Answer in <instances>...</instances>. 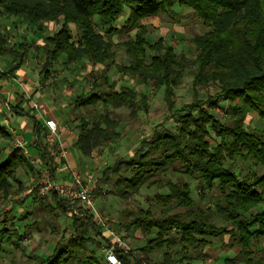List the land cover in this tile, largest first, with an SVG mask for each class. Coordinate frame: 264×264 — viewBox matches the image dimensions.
Here are the masks:
<instances>
[{"label": "trees", "instance_id": "trees-1", "mask_svg": "<svg viewBox=\"0 0 264 264\" xmlns=\"http://www.w3.org/2000/svg\"><path fill=\"white\" fill-rule=\"evenodd\" d=\"M176 7L188 8L209 27L207 32L186 41L195 49L193 59L177 54L172 44L161 39L151 42L147 26L142 23L173 12ZM122 18L121 31H134V35L113 44L109 38L120 31L117 24ZM10 19L11 23L16 20L26 23L37 32L42 31L43 24L56 25L55 32L44 38L42 79L60 58L64 65L86 60L92 66L107 67L114 63L112 49L116 47L129 60L128 66H116L117 72L137 79L140 84H149L153 91L163 90L167 109H172L174 89L187 76L191 78L194 92L215 87L212 105L224 100L238 116L242 111L255 113L262 122L260 129L245 128L240 118L229 126L204 109V102L193 100L178 116L172 114L176 121L173 131L167 130L164 123L160 124L139 143L133 155L119 158L106 167L92 193L97 195L112 176H117L114 186L123 199L137 195L142 187L167 190L147 198V202L152 203L145 209L127 213L128 222L121 224L123 230L135 228L144 233L153 231L154 235L139 248L140 259L117 252L120 264H152L150 254L162 249L165 250L162 264L182 263L187 257L175 260L170 254L172 247L196 250L209 243L207 238L230 233L234 243L227 247L235 244L239 251L224 264H264L261 248L264 245V0H0V58L13 60L12 67L0 73L1 80L13 75L27 56L24 44L9 45L3 28L4 20ZM101 79L103 86L106 85V77L103 75ZM101 87L102 84H94L97 92L75 99L83 109L91 107L96 111L98 103L103 107L102 113L90 120L79 119L75 127L78 133L73 147L85 158L120 137L117 122L109 118V108H129L133 117L147 107L146 96L141 94L137 100L138 94L132 88L103 92L99 90ZM21 111L19 106L11 107L15 115L22 116ZM25 116L37 136L32 143L35 160L49 171L53 180L59 151L42 143L45 129L34 116ZM0 137L10 140L11 134L0 128ZM236 160L250 162L253 170L259 168L263 174L255 171L246 176L235 174L227 161ZM174 165L179 166L181 174L195 181L198 189H218L220 198L212 207L203 209L196 204L188 182L161 178ZM19 172L27 177L38 174L22 149L11 148L7 155L0 156L2 202L10 197L13 187L18 194L25 189ZM121 172L130 175L121 176ZM159 174L162 176L157 177ZM36 197L34 186L23 198L12 201L8 213L17 206L33 205ZM51 197L53 204L38 200L41 211L47 209L51 213L57 209L69 223L62 230L61 240L53 247L52 254L38 258V264H107L100 252L104 239L87 211L77 202L69 205L54 193ZM154 206L160 209L158 215ZM257 206L262 207L259 212L247 213ZM71 207L77 215L72 213ZM176 209L182 212L172 214ZM8 213L0 210V252L10 242L18 246L14 237L22 238L16 228H8L14 226V215L9 219ZM214 219L229 224L232 229L218 227ZM253 247L260 252L256 258Z\"/></svg>", "mask_w": 264, "mask_h": 264}, {"label": "rangeland", "instance_id": "rangeland-1", "mask_svg": "<svg viewBox=\"0 0 264 264\" xmlns=\"http://www.w3.org/2000/svg\"><path fill=\"white\" fill-rule=\"evenodd\" d=\"M126 14L127 10L125 11L124 16ZM123 20V18L120 19V22L117 24V28L120 31L109 38L113 44L123 42L132 38L134 35V31L129 33L121 31V23ZM11 22H13L11 19L4 20L3 28L9 38V45L14 46V44L19 42L27 47V56L23 58L22 66L15 70L13 75H10L6 81L4 79H0L1 92H4L6 98L5 101L11 106L16 103L17 99L24 100V98H26L28 102L32 101L36 103V107L31 104V114L38 115L39 113H42L43 117H47V110H51V113L53 112L52 114L55 118L58 117L61 121L62 128L71 132L76 139L78 131L75 127L79 125V119L90 120L93 119L97 113L103 112L101 103L95 105L96 111H93L91 107L83 109L75 102V99L78 96H86L92 92H97L98 90L96 88L94 89V84H102V87L99 90L103 92H111L123 87L132 88L138 94L137 100H139V95L141 94L146 96V109L144 111H137L133 117L130 115V109L126 107L108 109L109 118L117 122V131L120 133L119 139L106 144L99 151H94L86 159L82 156V158L92 163L89 165L88 169V175L91 177L89 182H86V177L83 175L84 173L79 174V170L78 172L73 171L80 176L85 184L87 183L88 188L95 186L96 180L100 178L103 170L106 167L111 166L115 160L122 157L127 158L128 156L133 155L135 149L139 146V143L148 138L157 126L164 123V127L167 130L173 131L175 129L176 121L172 117V114L175 117L178 116L180 110L189 105L193 100H200L204 102L203 108L213 114L224 124L231 126L233 120L240 118L242 119L244 127L247 129L261 128V120L251 111H242V114L238 116V114L233 113L232 107L227 101L219 100L216 105H212L211 102L214 98L213 95L215 93V87L210 86L203 89H197L194 92L191 87V78L187 76L184 77L181 84L174 89L172 109H167L164 101L163 90L160 89L158 91H153L149 84H140L137 82V79L129 75H121L117 72L116 66H128L129 60L124 52L116 47L112 49L115 54L114 63L107 67L92 66L86 60L78 64L71 63L64 65L62 63V59L60 58L58 62L50 68L47 77L42 79L40 68L43 59L44 38L54 33L56 26L49 28L48 24H43L42 31L37 32L35 28H32L19 20H16V23ZM142 23L147 26V35L151 42L161 39L164 43L172 44L177 54L182 53L190 59L194 58L195 49L193 45L187 43L186 41L195 35H201L209 30V27L195 17L191 10L186 7H176L173 12H169L166 15H159L155 18L145 19ZM70 28L74 31L72 25ZM12 65L13 60L10 57L0 58V73H6ZM21 69L23 72L21 77H19L18 73L21 72L19 71ZM103 75L107 79V83L104 86L101 79ZM109 84H112V87H108ZM19 86H21V89ZM35 93H37V95H35ZM6 102L1 99L0 105ZM10 114L11 112L8 113V117ZM12 119L14 120L15 118L12 117ZM16 119L18 120H14L15 122L11 123L12 126L7 124V127L19 129V124L17 123H21L22 118L18 117ZM24 122L27 123L26 119ZM54 123L56 126V138L59 139L63 149L66 150L67 148L64 145L62 136L58 132V125L55 121ZM7 127L4 128L7 129ZM160 129L162 128L160 127ZM20 132L21 135H30V130L27 129H22ZM10 134V140L0 137V156L2 154L7 155L11 148H17L15 146L16 139L25 141L22 137L17 136L15 131L14 135H12V133ZM46 135L47 132H44L43 136L41 135L42 143L50 149H58L57 146H49L46 143ZM31 140L32 138H29L25 141V150L22 149L23 152L25 151L30 155H32L31 151L33 150ZM30 155L28 156L30 157ZM30 159L32 165L38 172L37 176L28 175L27 177L22 174V172H19L20 176L24 178V183L26 184L25 189L21 192V194H18L15 192L13 187V189L10 190V197L6 198V201L2 202L0 198V210L8 213L11 210V203L13 200L23 198L34 188V186H36V203L31 206L25 205L23 207H14V210L7 215L9 219L12 215H14V221L12 222L14 226H8V228L10 230L16 228L22 238L18 240V237H14L13 241L16 242L18 246H15L12 242L3 246L2 251L0 252V264H38V258H46L52 254L53 247H55L61 240L62 230L67 227L69 223V220L60 215V211L57 209H54L51 213H49L47 209L41 211V207L38 206V200L41 203L53 204L51 201L52 193L40 196L38 194V190L44 180H53L50 178L49 171L41 168L38 165V161L34 160L36 157H30ZM63 163L64 162H62V164ZM78 166L80 167L79 164ZM227 166L231 171L240 176H246L247 174H251L253 171H255L258 175L263 174L262 170L259 168L253 170L254 168L250 162H243L241 160H236L234 162L227 161ZM120 175L129 176L130 174L121 172ZM162 175L159 174L157 177L162 176L161 178H163V180L171 179L172 181L188 182L190 184L193 199L196 201V204L203 209L205 207H212L215 200L220 198L217 188H214L211 191H202L198 189L195 181L181 174L178 165H174L167 173ZM116 178L117 176H112L109 182L100 188L97 195H93L91 191L94 198V205L99 212L111 220V227L113 231L117 235L121 236L123 246L125 247L121 252L124 254H130L134 256V258L138 259L141 254L139 248L143 247L148 239L153 237L154 233L153 231L144 233L140 229L135 228L123 230L121 224L124 225V223L128 222L127 213H135L138 209H145L148 204L150 205L152 202L148 203L147 200L149 199L147 198H152V196L156 193H165L167 190L165 188L148 189L142 187L137 195H131L126 199H123L119 197L114 186ZM71 205L73 206V204ZM260 209H262V207L257 206L247 213L253 215L259 212ZM153 210L156 215L159 214V207L157 208L154 206ZM178 212H182V210L176 209L172 214ZM21 216H25L26 218L23 219ZM214 221L218 227H225L227 230L232 229L229 224H225L224 222L216 219H214ZM101 236L104 241L100 252H102V249L108 245L110 241L109 237H105L102 233ZM232 236L233 235L230 233L222 235L220 238H207L209 243L205 247L196 250L187 249L186 251H183L178 247H172L170 249V254L175 260L184 256L200 258L202 250H205L206 248L212 251L211 254L215 253L217 249H229L230 247L227 246L234 243ZM261 248L264 252V245H261ZM238 249L239 248L235 244L232 245L230 250L220 254L221 260L222 258H233L235 254H233L232 250L237 253L239 251ZM253 249L255 250L254 258H256L260 252H257L256 247H253ZM124 250L128 251L126 252ZM164 251L165 250L163 249L155 250L150 254L153 263H159L162 261ZM198 251L201 253L198 254Z\"/></svg>", "mask_w": 264, "mask_h": 264}, {"label": "crops", "instance_id": "crops-1", "mask_svg": "<svg viewBox=\"0 0 264 264\" xmlns=\"http://www.w3.org/2000/svg\"><path fill=\"white\" fill-rule=\"evenodd\" d=\"M46 25H47V23H46ZM48 26H49V28H53L56 25L48 24ZM19 71H21V72L18 73V76L21 77V74L23 71H22V69ZM24 75H25V73H24ZM6 80L7 79H5V81ZM5 81H3V82H5ZM20 87L21 86H19V88ZM37 93H39V92H37ZM37 93H35V95H37ZM1 99H3L4 102H6L4 92L2 93L1 89H0V102H1ZM31 104L33 106V104H36V103H34L32 101L28 102L26 100V98H24V100L23 99H17L16 103L13 106L8 104L7 102L0 105V117H1L0 128H2L4 131L9 132V133H12L11 129L14 130L16 132V135L19 137H22L25 141H27L29 138L30 139L32 138L31 143H33L36 139V135L32 132V125H31L30 121L28 120V118L25 116V114H28V115L30 114V115L34 116L35 119L41 123L42 128L45 129V132H46V128L43 124L44 121L47 119L48 120L49 119L54 120L56 122V124L58 125V132L62 136L64 145L67 149L64 150L65 151V156L63 158L64 164H62L59 161L60 159L58 158V156L55 159L56 166H55V174H54L53 181L56 183H59V184H70L72 182L70 171H77L78 172V170H79V174L84 173L83 175L85 177L88 176L89 165H91L92 163L85 160L86 158L85 159L82 158V156L74 149V147H73V143L75 141L74 135L71 132H68L65 128H62L61 121L59 120L58 117L55 118V116L52 114L53 112L51 113V110L50 111L47 110V112H48L47 117H43L42 113H39L38 115L31 114L30 113V111L32 110ZM27 105H28V107H27ZM29 105H30V107H29ZM14 106H19V109L22 110L21 112L23 113L22 116L15 115L13 112H11V107H14ZM24 106H25V108H24ZM9 112H11V114L8 117ZM12 117L15 118L14 120H18V119H16L18 117L22 118V120H21L22 122L17 123V124H19V129H16L14 127H7V124H10L9 126H12L11 123L15 122L12 119ZM25 119L29 125L24 122ZM3 126L7 127V129H5ZM22 129L30 130V135H28V136L21 135L20 130L22 131ZM24 153L27 156L30 155V154H27L25 151H24ZM31 154H32V155H30L31 158L36 157L35 152L31 151ZM78 164L80 165V167L78 166ZM89 189H90V191H92L93 187H89ZM227 250H230V248L229 249H220V250L217 249V251L215 253L211 254L212 251L209 250L208 248H206L205 250H202V253L198 251L199 252L198 254L201 253L200 258H193V257H187L186 258L184 256L186 258V260H184L182 263L183 264H216V263L224 264V261L227 258H225V259L222 258V260H221L220 254L222 252H226ZM232 252H233V254H236L235 251L232 250ZM210 254L213 256H211ZM133 258H134V256H132V259ZM140 258H141V256H139L138 259H140ZM134 259H136V258H134ZM162 261H163V258H162ZM162 261L159 263H153V260H152V264H162ZM178 264H180V262H178Z\"/></svg>", "mask_w": 264, "mask_h": 264}, {"label": "built area", "instance_id": "built-area-1", "mask_svg": "<svg viewBox=\"0 0 264 264\" xmlns=\"http://www.w3.org/2000/svg\"><path fill=\"white\" fill-rule=\"evenodd\" d=\"M33 106L36 107L35 104ZM44 126L47 132L46 143L49 146H57L58 150L60 151V153H58V157L63 159L65 156V151L59 139L56 138V126L54 121L47 120L44 122ZM11 132L14 135V131L11 130ZM15 146L25 150L26 142L16 139ZM70 175L72 182L69 185L59 184L50 180H44L42 185H40L38 194L40 196H44L48 193H54L58 199L67 201L69 205L74 204L75 202L79 203V205L91 216L93 223L100 229L101 233L110 239L109 244L102 249L105 262L107 264H120L116 253L122 251L125 248L123 246L121 236L117 235L113 231L111 227V220L95 208L94 198L87 186V183L85 184L80 176L73 171H70ZM89 180H91V177L88 175L86 176V182H89ZM72 213L77 215V211L73 208ZM124 251L127 252L128 250Z\"/></svg>", "mask_w": 264, "mask_h": 264}]
</instances>
